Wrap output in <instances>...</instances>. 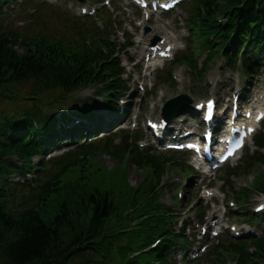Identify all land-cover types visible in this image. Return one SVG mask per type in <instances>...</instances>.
Instances as JSON below:
<instances>
[{
    "label": "trees",
    "instance_id": "trees-1",
    "mask_svg": "<svg viewBox=\"0 0 264 264\" xmlns=\"http://www.w3.org/2000/svg\"><path fill=\"white\" fill-rule=\"evenodd\" d=\"M243 2L227 0L233 9L242 7ZM242 8L239 14L245 20L251 16L256 20L264 18V0H247ZM207 9L208 16H215L220 7L213 0ZM213 19L209 17L207 23ZM12 45L11 40L0 39V78L22 80L33 76L44 90L67 88L90 62L84 56L83 64L72 68L61 64V58H67L65 50L30 46L20 56ZM2 150L0 145V154ZM41 199L40 207L23 219L8 216L0 207V264H78L73 258L86 252L101 258L100 262L89 264L102 263V256L105 260L110 257L104 234L108 232L113 205L105 196L100 197L92 188L82 189L76 196L58 195L49 189ZM90 207H93L91 218Z\"/></svg>",
    "mask_w": 264,
    "mask_h": 264
},
{
    "label": "rangeland",
    "instance_id": "rangeland-1",
    "mask_svg": "<svg viewBox=\"0 0 264 264\" xmlns=\"http://www.w3.org/2000/svg\"><path fill=\"white\" fill-rule=\"evenodd\" d=\"M25 12H26V14L28 13L27 10H25ZM12 20L15 21V26H16V22H17V21H20V20H18V18L14 17V16H12ZM19 51L22 52V51H23L22 48H19ZM219 76H220V72L217 71V77H219ZM226 83H227V82H225V84H226ZM182 92H185V89H183V88H178V87H173V88L168 87V88L165 89V96H166L167 98H170V97H173V96H175V95H178V94H180V93H182ZM161 95H162V93H161ZM192 96H193V95H192ZM193 97H194L196 100L204 99V98H205V97H204V92L199 93V94H198V97H195V96H193ZM159 100H160V97L156 100V103H158ZM8 110H12V108H8ZM110 167H112V165H110ZM133 173H134L133 180H135V179H137V178L139 177V172H138V171H133Z\"/></svg>",
    "mask_w": 264,
    "mask_h": 264
},
{
    "label": "bare ground",
    "instance_id": "bare-ground-1",
    "mask_svg": "<svg viewBox=\"0 0 264 264\" xmlns=\"http://www.w3.org/2000/svg\"><path fill=\"white\" fill-rule=\"evenodd\" d=\"M150 55H151V53H150ZM145 58H146V56H145Z\"/></svg>",
    "mask_w": 264,
    "mask_h": 264
}]
</instances>
